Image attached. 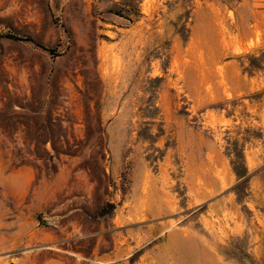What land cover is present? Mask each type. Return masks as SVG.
<instances>
[{
	"label": "rangeland",
	"instance_id": "rangeland-1",
	"mask_svg": "<svg viewBox=\"0 0 264 264\" xmlns=\"http://www.w3.org/2000/svg\"><path fill=\"white\" fill-rule=\"evenodd\" d=\"M0 264H264V0H0Z\"/></svg>",
	"mask_w": 264,
	"mask_h": 264
},
{
	"label": "trees",
	"instance_id": "trees-1",
	"mask_svg": "<svg viewBox=\"0 0 264 264\" xmlns=\"http://www.w3.org/2000/svg\"><path fill=\"white\" fill-rule=\"evenodd\" d=\"M6 37L12 38V39H15V40L31 42L34 45H36L37 47L49 52L53 56L58 55V52L56 51V48L47 47V46L41 44L40 42H38L36 39H34L31 36L21 35V34H17V33H13V32H8V33H6Z\"/></svg>",
	"mask_w": 264,
	"mask_h": 264
}]
</instances>
